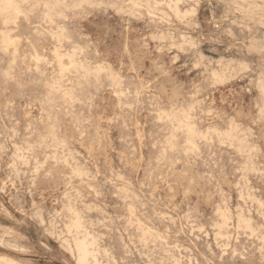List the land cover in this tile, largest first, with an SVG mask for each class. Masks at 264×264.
<instances>
[{
    "label": "rangeland",
    "instance_id": "374dc122",
    "mask_svg": "<svg viewBox=\"0 0 264 264\" xmlns=\"http://www.w3.org/2000/svg\"><path fill=\"white\" fill-rule=\"evenodd\" d=\"M23 1L0 8V264H80L71 219L88 264H264V0Z\"/></svg>",
    "mask_w": 264,
    "mask_h": 264
},
{
    "label": "bare ground",
    "instance_id": "6f19581e",
    "mask_svg": "<svg viewBox=\"0 0 264 264\" xmlns=\"http://www.w3.org/2000/svg\"><path fill=\"white\" fill-rule=\"evenodd\" d=\"M21 1H23V0H21ZM25 1H27V0H24L23 2H25ZM86 1H87V0H86ZM130 1H131V0H129V2H130ZM137 1L139 2V0H137ZM167 1H168V0H167ZM175 1H176V0H175ZM63 2H64V1H63ZM79 2H80V1H79ZM169 2H170V0H169ZM177 2H180V0L177 1ZM177 2H176V3H177ZM25 3H27V2H25ZM37 3H39V2H37ZM85 3H87V2H85ZM130 3H131V2H130ZM141 3H142V2H141ZM154 3H155V1H154ZM170 3L173 5L172 2H170ZM17 4H18V3H16V0H0V8H1V9L7 14L6 16H7L8 19H11L12 17L14 18V16H16V19L18 18V17H17L18 15H14L16 12L18 13V11H19L18 7H19L20 3H19V5H17ZM22 4H23V3H22ZM44 4H45V3H44ZM133 4H134V2H133ZM165 4L167 5V3H165ZM25 5H28V4H25ZM32 5H33V4H32ZM54 5H55V4H54ZM131 5H132V3H131ZM158 5H159V3H158ZM33 6H34V5H33ZM35 6H36V5H35ZM38 6H39V5H38ZM44 6H45V5H44ZM65 6H66V5H65ZM78 6H79V5H78ZM136 6H137V5H136ZM138 6H139V5H138ZM156 6H157V5H156ZM159 6H160V5H159ZM167 6H168V5H167ZM53 7H54V6H53ZM132 7H133V6H132ZM140 7H141V6H140ZM175 7H176V6H175ZM177 7H178V6H177ZM31 8H32V7H30V9H31ZM33 8H34V7H33ZM44 8H45V7H44ZM79 8H80V7H79ZM167 8H168V7H167ZM20 9H22V8H20ZM45 9H46V8H45ZM149 9H150V8H149ZM174 9H176V8H174ZM177 9H178V8H177ZM177 9H176V13H179L180 11L177 12V11L179 10V9H178V10H177ZM24 10H25V9H24ZM32 10H33V9H32ZM47 10H48V9H47ZM169 10H170V9H169ZM0 11H1V10H0ZM174 11H175V10H174ZM187 11H188V10H187ZM1 12H2V11H1ZM20 12H21V15H23V14H22V11H20ZM24 12H25V11H24ZM27 12L29 13L28 10H27ZM48 12H49V11H48ZM2 13H3V12H2ZM2 13H0V14L2 15ZM5 13H4V14H5ZM17 13H16V14H17ZM45 13H46V12H45ZM45 13H44V15H45ZM59 13H60V12H59ZM61 13H62V12H61ZM61 13H60V14H61ZM176 13H174V14H176ZM184 13H186V12H184ZM46 14H49V13H46ZM60 14H59V15H60ZM181 14H182V13H181ZM193 14H194V13H193ZM49 15H50V14H49ZM55 15H56V14H55ZM57 15H58V14H57ZM59 15H58V16H59ZM125 15H126V14H125ZM177 15H178V14H177ZM177 15H176V16H177ZM184 15H185V14H184ZM4 16H5V15H4ZM4 16H3V17H4ZM60 16H62V15H60ZM24 17H25V15H24ZM210 17H211V16H210ZM0 18H1V17H0ZM7 18H6V20H8ZM13 18H12V19H13ZM46 18H47V20H48L49 17L46 16ZM53 18H54V17H53ZM3 19H4V18H3ZM3 19H2V20H3ZM25 19H26V18H25ZM50 19H51V18H49V20H50ZM184 19H185V18H184ZM4 20H5V19H4ZM11 21H12V20H10V22H11ZM15 21H17V20H15ZM4 22H5V21H4ZM6 22H8V21H6ZM50 22H52V21H50ZM8 23H9V22H8ZM12 23H13V22H12ZM10 24H11V23H10ZM53 24H54V23H53ZM7 25H9V24H7ZM45 25H46V24H45ZM194 26H195V25H194ZM56 28H57V27H56ZM227 29H229V28H227ZM58 30L60 31L59 28H58ZM61 30H62V29H61ZM64 31H65V29H64ZM0 32H1V31H0ZM8 32H10V31H8ZM52 32H53V31H52ZM55 32H56V31H55ZM2 33H3V32H2ZM56 33H57V32H56ZM6 34H7V33H6ZM6 34H5L4 38H5V37L7 38V37L9 36L8 34H7L8 36H6ZM51 34H52V33H51ZM61 34H62V33H61ZM61 34H60V35H61ZM53 36H55V35H53ZM56 36H58V35H56ZM2 38H3V36H2ZM4 38H3V40H1L2 42H0V43L3 44V43L5 42V41H4ZM8 38H9V37H8ZM52 38H53V37H52ZM56 38H57V37H56ZM64 38H65V37H64ZM153 38H154V37H153ZM156 39H157V38H156ZM6 40H7V39H6ZM12 40H13V39H12ZM25 40H27V39H25ZM66 40H67V38H66ZM3 41H4V42H3ZM13 41H14V40H13ZM56 41H57V40H56ZM8 42H9V43H8ZM14 42H15V41H14ZM14 42H13V43H14ZM188 42H189V41H188ZM188 42H187V43H188ZM190 42H191V41H190ZM6 43H7V44L12 43V42H11V39H10V41H6ZM59 43H60V42H59ZM16 44H17V41H16ZM60 44H62V43H60ZM4 45H5V43H4L2 46H4ZM10 45H11V44H10ZM10 45H9V46H10ZM14 45H15V44H13V48H14V49L17 48V47H15ZM183 45H184V44H183ZM192 45H193V44H192ZM6 46H8V45H6ZM59 46H60V45H59ZM4 47H5V46H4ZM57 47H58V46H57ZM190 47H191V45H190ZM193 47H194V46H193ZM60 48H61V47H60ZM3 49H5V48H3ZM58 49H59V48H58ZM193 49H194V48H193ZM6 50H7V49H6ZM60 50H62V48H61ZM73 50H76V48H73ZM73 50H72V51H73ZM55 51H56V50H55ZM170 51H171V50H170ZM0 52H1V51H0ZM2 52H3V51H2ZM34 52H35V50H34ZM79 52H80V51H79ZM49 53H50V52H49ZM66 53H67V51H66ZM73 53H76V52H73ZM58 54H59V52H58ZM62 54H63V53H61V55L59 54L58 56H59V57H60V56L62 57V56L64 55V54H63V55H62ZM67 54H69V53H67ZM14 55H15V53H14ZM36 55H37V54H36ZM55 55H57V54L55 53V54H54V57H55ZM65 55H66V54H65ZM11 57H12V56H11ZM13 57H14V56H13ZM36 57H37V56H36ZM59 57H57V58H59ZM68 57H69V59H68V62H69L70 57H71L70 54H69ZM68 57L65 56V58H68ZM72 57H74V54H73ZM72 57H71V58H72ZM75 57H76V56H75ZM174 57H175V56H174ZM218 57H219V56H218ZM37 58H38V57H37ZM37 58H36L35 60H38ZM39 58H40V60H41V57H39ZM14 59H15V58H14ZM31 59H32V58H31ZM46 59H47V57H46ZM62 59H63V58H61V59H59V60H58V59L56 60V58H55L56 61H60V60H62ZM15 60H17V59H15ZM23 61H24V60H23ZM72 61H73V58H72ZM72 61H71V63H70V62H69V63L72 64ZM79 61H80V60H79ZM38 62H39V60H38ZM40 62H41V61H40ZM50 62H51V61H50ZM12 63H13V64L16 63L15 61L13 62V58H12ZM35 63L37 64V61H36ZM45 63H46V62H45ZM59 63H60V62H58V64H59ZM61 63H62V62H61ZM79 63H80V62H79ZM48 64H50V63H48ZM56 64H57V63H56ZM74 64H76V62H74L73 65H74ZM77 64H78V63H77ZM244 64H245V63H244ZM73 65H72V66H73ZM79 65H81V64H79ZM109 65H110V64H109ZM58 66H59V65H58ZM62 66L64 67V65H61V67H62ZM72 66H70V67L67 66V67H69V68H70L69 70H71V68H74V67H72ZM74 66H75V65H74ZM81 66H82V65H81ZM81 66H79V67H81ZM97 66H98V65H97ZM97 66H96V67H97ZM219 66H220V65H219ZM239 66H240V65H239ZM11 67H12V66H11ZM15 67H16V66H15ZM35 67H38V66L36 65ZM61 67H59V68H61ZM63 67H62V70H64V68H66V67H64V68H63ZM79 67H78V68H79ZM87 67H88V66H87ZM99 67H100V66H99ZM196 67H197V66H196ZM227 67H228V66H227ZM240 67H242V66H240ZM57 68H58V67H57ZM59 68H58V69H59ZM75 68H77V67H75ZM83 68H84V67H83ZM221 68H222V67H221ZM10 69H11V68H10ZM36 69H37V68H36ZM58 69H57V70H58ZM243 69H244V68H243ZM99 70H100V69H99ZM99 70H97V71H99ZM103 70H104V69H103ZM11 71H13V70H11ZM80 71H81V70H80ZM84 71H85V70H84ZM94 71H95V70H94ZM100 71H101V70H100ZM8 72H9V71H8ZM39 72H40V70H39ZM59 72H60V71H59ZM66 72H67V71H66ZM86 72H87V70H86ZM108 72H110V71H108ZM63 73H64V72H63ZM68 73H70V72H68ZM75 73H76V72H75ZM89 73H90V72H89ZM112 73H113V72H112ZM217 73H218V72H217ZM238 73H239V72H238ZM6 74H7V73H6ZM58 74H60L59 76H61V73H58ZM64 74H65V73H64ZM91 74H92V73H91ZM95 74H96V73H95ZM214 74H215V73H214ZM11 75H12V74H11ZM69 75H71V73H70ZM82 75H83V74H82ZM88 75H89V74H88ZM116 75H117V74H116ZM215 75H216V74H215ZM222 75H223V74L221 73V76H222ZM212 76H213V75H212ZM10 77H11V76H10ZM61 77H62V76H61ZM108 77L110 78V77H112V75H109ZM118 77H119V76H118ZM216 77H218V78L216 79V81H217L218 79H221V78L219 77V74H218V76H216ZM225 77H226V76H225ZM11 78H12V77H11ZM58 78H59V77H58ZM79 78H80V77H79ZM112 78H113V77H112ZM115 78H117V77L115 76ZM136 78H137V77H136ZM214 78H215V77H214ZM222 78L224 79V77H222ZM50 79H52V78H50ZM64 79H66V78H64ZM75 79H76V77H75ZM77 79H78V78H77ZM117 79H118V78H117ZM119 79H120V78H119ZM119 79H118V81H117V80L115 81V80L113 79L112 82H119V81H120ZM121 79H122V78H121ZM223 79H222V80H223ZM228 79H229V78H228ZM130 80H131V79H130ZM51 81H52V80H51ZM56 81H57V80H56V78H55V81H53L52 83L54 84ZM68 81H69V80H68ZM68 81H67V82H68ZM218 81H219V80H218ZM227 81H228V80H227ZM58 82H59V81H58ZM60 82H61V81H60ZM85 82H86V81H85ZM139 82H140V81H139ZM56 83H57V82H56ZM65 83H66V82H65ZM68 83H69V82H68ZM79 83H80V82H79ZM218 83H219V82H218ZM260 83H261V82H260ZM220 84H221V83H220ZM44 85H45V84H44ZM49 85H50V84H49ZM54 85H57V84H54ZM54 85H53V86H54ZM58 85H59V84H58ZM58 85H57V86H58ZM116 85H117V84H116ZM215 85H216V84H215ZM61 86H62V85H61ZM47 87H48V85H47ZM115 87H116V86H115ZM261 87H262V86H261ZM50 88H51V87H50ZM58 88H59V87H58ZM61 88H62V87H61ZM67 88L71 89L70 87H67ZM63 89H65L64 91H66V88H63ZM78 89H79V88H78ZM263 89H264V88H263ZM263 89H262V90H263ZM53 90L57 91V89H54V87H53V89H52V92H53ZM60 90H62V89H60ZM73 90H74V89H73ZM126 90H127V89H126ZM196 90H197V89H196ZM262 90H261V91H262ZM50 91H51V90H50ZM64 91H61V92H64ZM140 91H141V90H140ZM140 91H139V92H140ZM59 92H60V91H59ZM69 92H70V91H69ZM53 93H54V92H53ZM56 94H57V93H56ZM66 94H67V93H66ZM66 94H65V95H66ZM119 94H121V91H120ZM198 94H199V93H198ZM67 95H68V94H67ZM69 95H70V94H69ZM116 95H117V93H116ZM122 95H123V93H122ZM120 96H121V95H120ZM74 97H75V96H74ZM62 98L65 99V96H63ZM62 98H61V99H62ZM70 98L72 99L73 97L70 96ZM205 98H206V97H205ZM46 100H47V99H46ZM68 100H69V99H68ZM48 101H49V100H48ZM75 101H76V100H75ZM5 102H6V101H5ZM70 102H71V101H70ZM72 102H73V100H72ZM76 102H77V101H76ZM49 103H51V102H49ZM46 104H47V103H46ZM191 107H192V106H191ZM191 107H190V108H191ZM263 107H264V106H263ZM28 108H29V107H28ZM171 108H172V107H171ZM65 110H66V109H65ZM208 111H209V110H208ZM45 112H46V111H45ZM146 112H147V111H146ZM161 112H162V111H161ZM176 112H177V111H176ZM47 113H48V112H47ZM169 113H170V112H169ZM172 113H173V112H172ZM179 113H182V112H179ZM183 113L185 114L186 112H183ZM162 114H163V113H162ZM162 114H161V115H162ZM184 114H183V115H184ZM207 114H209V113H207ZM210 114H211V113H210ZM257 114H258V113H257ZM173 115H174V114H173ZM176 115H177V114H176ZM179 115H180V114H179ZM49 116H50V115H49ZM158 116H159V114H158ZM165 116H166V115H165ZM167 116H168V115H167ZM167 116H166L165 118L168 119L169 117H167ZM171 116H172V115H171ZM177 116H178V115H177ZM159 117H161V116H159ZM159 117H158V118H159ZM186 117H187V115H186ZM188 117H189V116H188ZM49 118H50V117H49ZM49 118L47 117V119H49ZM158 118H157V119H158ZM177 118H178V117H177ZM192 118H193V117H192ZM229 118H230V117H229ZM159 119H160V118H159ZM170 119H171V118H170ZM173 119H174V116H172V120H173ZM181 119H182V115H181ZM183 119H185V120L188 121L189 118H188V119L183 118ZM39 120H40V119H39ZM161 120H162V117H161ZM172 120H171V121H172ZM46 121H47V120H46ZM189 121H190V119H189ZM189 121H188V122H189ZM257 121H258V120H257ZM159 122H160V121H159ZM175 122H176V118H175ZM181 122H182V121H181ZM137 123H138V122H137ZM169 123H170V122H169ZM172 123H173V122H172ZM172 123H171V124H172ZM178 123H179V122H177V124H178ZM183 123L185 124V122H183ZM183 123H182V124H183ZM186 123H187V122H186ZM187 124H188V123H187ZM187 124L185 125V128L187 127ZM229 124H230V123H229ZM188 125H189V124H188ZM191 125H192V124H190V126H191ZM193 125H194V124H193ZM50 126H51V125H50ZM172 126H173V125H172ZM190 126H189V127H190ZM229 126H230V125H229ZM232 126H233V125H232ZM180 127H181V126H180ZM51 128H52V127H50L49 129H51ZM54 128H55V127H54ZM129 128H130V127H129ZM175 128H179V127H175ZM191 128H192V127H191ZM191 128H190V129L187 128L188 131H186L185 133L188 132V134H190L189 132H192V129H191ZM193 128H195V127H193ZM229 128H230V127H229ZM179 129H180L179 131L182 130L181 128H179ZM232 129H233V128H232ZM235 129H236V128H235ZM51 130H52V129H51ZM55 130H56V129H55ZM174 130H175V129H174ZM176 130L178 131V129H176ZM176 130H175V131H176ZM189 130H190V131H189ZM196 130H197V128H196ZM214 130H216V129H214ZM251 130H252V129H251ZM53 131H54V130H53ZM211 131H212V130H211ZM232 131H234V130H232ZM232 131H231V132H232ZM252 131H253V130H252ZM43 132H44V131H43ZM141 132H142V131H141ZM193 132H194V131H193ZM224 132H225V131H224ZM224 132H223V134H224ZM47 133H48V131H47ZM49 133H51L50 130H49ZM136 133H137V131H136ZM196 133H197V131H196ZM207 133H208V131H207ZM207 133H206V134H207ZM213 133H215V132H213ZM217 133H218V132H217ZM234 133H235V131H234ZM247 133H248V132H247ZM170 134H171V133H170ZM170 134H169V135H170ZM192 134H193V133H192ZM206 134H205V135H206ZM227 134L229 135V134H233V133H229V131H228ZM238 134L240 135V133H238ZM45 135H47V134H45ZM49 135H51L52 137H53V136H57V135H54L53 133H51V134H49ZM193 135H194V134H193ZM193 135H192V136H193ZM199 135H201V133H200ZM202 135H203V134H202ZM205 135H203L202 137H204ZM215 135H217V134H215ZM219 135H221V134H219ZM234 135H236V134H234ZM234 135H232V137H233ZM242 135H243V134H242ZM41 136H42V135H41ZM47 136H48V135H47ZM136 136H137V135H136ZM171 136L174 138L173 135H171ZM190 136H191V135H190ZM192 136H191V137H192ZM194 136H195V135H194ZM196 136H197V135H196ZM217 136H218V135H217ZM224 136H225V134H224ZM33 137H34V136H33ZM143 137H144V136H143ZM205 137H206V136H205ZM219 137H220V136H219ZM222 137H223V136H222ZM225 137H226V136H225ZM232 137H231L230 139H232ZM41 138H42V137H41ZM173 138H172V139H173ZM228 138H229V137H228ZM235 138H236V137H234L233 139H235ZM240 138H241V137H240ZM44 139H45V137H44L42 140H44ZM47 139L49 140V138H47ZM170 139H171V138H170ZM170 139H169V141H170ZM204 139H205V141H206V138H204ZM233 139H232V140H233ZM59 140H60V138H59ZM236 140H237V139H236ZM236 140H234V143H235V142L238 143L239 141H242V139L240 140L239 138H238V141H236ZM44 141H46V140H44ZM53 141H54V143H55V140H53ZM53 141H51L52 144H53ZM62 141H63V139H62ZM188 141H189V140H188ZM188 141H187V142H188ZM199 141H200V140H199ZM221 141H222V140H221ZM223 141H224V140H223ZM57 142H59L58 139H57ZM57 142H56V143H57ZM64 142H65V140L63 141V143H64ZM187 142H186V143H187ZM209 142H210V141H209ZM224 142H225V141H224ZM226 142H227V141H226ZM242 142H243V141H242ZM242 142H241V143H242ZM3 143H4V142H3ZM15 143H16V142H15ZM17 143H18V142H17ZM24 143H25V142H24ZM188 143H189V142H188ZM188 143H187V145H188ZM191 143H192V142H191ZM231 143H232V141H231ZM243 143H245V142H243ZM1 144H2V143H1ZM60 144H61V142H60ZM65 144H66V142H65ZM184 144H185V143H184ZM238 144H239V143H238ZM49 145H50V144H49ZM63 145H64V144H63ZM168 145H169V144H168ZM190 145H192V144H190ZM241 145H242V144H239V145H237V146L241 147ZM55 146H56V145H55ZM58 146L61 147V145H58ZM243 146H244V145H243ZM243 146H242V147H243ZM64 147H67V146H63V148H64ZM132 147H133V146H132ZM171 147H172V146H171ZM194 147H195V146H194ZM194 147H192V148H194ZM232 147H233V146H232ZM248 147H249V146H248ZM0 148H1V147H0ZM26 148H27V147H26ZM61 148H62V147H61ZM192 148H191V150H192ZM195 148H196V147H195ZM243 148H245V147H243ZM2 149H4V148H2ZM19 149H20V148H19ZM238 149H239V148H238ZM247 149H248V148H247ZM250 149H251V148H250ZM33 150H34V149H33ZM54 150H55V149H54ZM62 150H63V149H62ZM66 150H67V149H66ZM188 150H189V149H188ZM198 150H199V149H198ZM18 151H19V150H18ZM34 151H35V150H34ZM117 151H118V150H117ZM120 151H121V150H120ZM163 151H164V149H162V152H163ZM251 151H252V150H251ZM251 151H250V153H251ZM70 152H71V151H70ZM185 152H186V151H185ZM19 153H20V152H19ZM19 153H18V155H19ZM63 153H64V152H63ZM63 153H62V154H63ZM163 153H164V152H163ZM35 154H36V153H35ZM57 154H58V153H57ZM64 154H65V153H64ZM23 155H24V154H23ZM69 155H70V154H69ZM86 155H87V154H86ZM139 155H140V154H139ZM245 155H246V153H245ZM26 156H28V155H26ZM26 156H25V158H26ZM32 156H34V155H32ZM64 156H65V155H64ZM22 157H24V156H22ZM22 157H21V158H22ZM57 157H58V156H57ZM60 157H61V154H60ZM62 157H63V156H62ZM66 157H67V156H66ZM66 157H65V158H66ZM162 157H163V156H162ZM248 157H249V156H248ZM27 158H28V157H27ZM53 158H54V157H53ZM72 158H73V157H72ZM14 159H15V158H14ZM37 159H38V158H37ZM40 159H41V158H40ZM61 159H62V158H61ZM63 159H64V157H63ZM66 159H67V158H66ZM24 160H25V159H24ZM56 160H57V159H56ZM73 160H75V159L73 158ZM28 161H29V160H28ZM61 161H62V160H61ZM61 161H60V162H61ZM67 162H68V161H67ZM67 162H66V163H67ZM24 164H26V163H24ZM67 164H68V163H67ZM72 164H73V163H72ZM44 165H45V164H44ZM73 165H74V164H73ZM78 165H79V164H78ZM251 165H252V164H251ZM17 167H18V166H17ZM37 167H38V166H37ZM77 167H78V166H77ZM79 167H80V166H79ZM39 168H40V167H39ZM81 168H82V167H81ZM72 170H73V169H72ZM77 170H78V168H77ZM77 170H76V172H77ZM79 170H80V169H79ZM15 171H16V170H15ZM21 171H22V170H21ZM37 171H38V170H37ZM80 171H84V170L81 169ZM118 171H119V170H118ZM248 171H249V170H248ZM25 172H26V171H25ZM88 172H89V171H88ZM88 172H87V173H88ZM109 172H110V171H109ZM49 173H50V172H49ZM80 173H81V172H80ZM44 174H45V173H44ZM78 174H79V173H78ZM78 174H77V175H78ZM81 174H82V173H81ZM84 174H85V172H84ZM88 174H89V173H88ZM77 175H76V176H77ZM82 175H83V174H82ZM79 176H80V174H79ZM87 177H88V176H87ZM115 177H116V176H115ZM149 177H150V176H149ZM243 177H244V176H243ZM44 178H45V177H44ZM78 178H79V177H78ZM116 179H117V178H116ZM28 180H29V179H28ZM30 180H31V179H30ZM118 180H119V179H118ZM107 181H108V180H107ZM126 182H127V181H126ZM237 183H238V182H237ZM98 185H99V184H98ZM23 186H24V185H23ZM67 186H68V185H67ZM67 186H66V187H67ZM87 187H88V186H87ZM156 188H157V187H156ZM93 189H94V188H93ZM121 190H122V189H121ZM70 191H71V190H70ZM126 191H127V190H126ZM128 191H129V190H128ZM78 192H79V191H78ZM95 193H96V192H95ZM118 193H119V190H118ZM122 193H123V192H122ZM126 193H127V192H126ZM63 194H64V193H63ZM77 194H78V193H77ZM108 194H109V193H108ZM113 195H114V194H113ZM119 195H120V194H119ZM61 196H62V195H61ZM73 196H74V195H73ZM76 196H77V195H76ZM70 197H71V196H70ZM70 197H69V200L71 201ZM72 199H73V198H72ZM82 199H83V198H82ZM250 199H251V198H250ZM64 200H65V198H64ZM75 200H76V199H75ZM70 201L68 202L69 204H70ZM256 201H257V200H256ZM256 201H255V202H256ZM64 203H65V202H64ZM72 203H73V202H72ZM75 203H76V202H75ZM75 203L73 204V207H74ZM82 204H83V203H82ZM138 204H139V203H138ZM256 204H257V203H256ZM260 204H261V203H260ZM67 205H68V204H67ZM78 205H79V204H78ZM63 206H65V205H63ZM68 206H69V205H68ZM70 206H71V205H70ZM126 207H127V206H126ZM64 208H65V207H64ZM67 208H68V207H67ZM71 208H72V206H71ZM93 208H95V207L93 206ZM73 209H74V208H73ZM79 209H80V208H79ZM133 209H134V208H133ZM241 210H242V209H241ZM246 210H247V209H246ZM73 211H74V210H73ZM76 211H77V210H76ZM100 211H101V210H100ZM218 211L221 212V210H218ZM223 211H224V210H223ZM223 211H222V212H223ZM235 211H236V210H235ZM34 212H35V211H34ZM70 212H71V211H70ZM77 212H78V211H77ZM101 212H102V211H101ZM132 212H133V210H132L130 213L132 214ZM222 212H221V215H223ZM225 212H227V211H225ZM89 213H90V212H89ZM216 213H217V212H216ZM66 214H68V213H66ZM75 214H76V213H75ZM70 215H72V214H70ZM129 215H130V214H129ZM132 215H134V212H133ZM186 215H187V214H186ZM221 215L219 216L220 218H222ZM241 215H242V213H241ZM82 216H83V215H82ZM82 216H81V218H82ZM69 217L73 218L72 216H69ZM69 217H68V218H69ZM76 217H77V216H76ZM76 217H74V219H75ZM68 218H67V220H68ZM78 218H80V217H78ZM121 218H122V217H121ZM224 218H225V217H224ZM230 218H231V217H230ZM262 218H263V217H262ZM62 219H63V218H62ZM119 219H120V218H119ZM132 219H133V218H132ZM228 219H229V218H228ZM228 219H226V220L228 221ZM242 219H243V217H242ZM242 219L240 218L241 221H242ZM244 219H245V218H244ZM247 219H248V217H247ZM249 219H250V218H249ZM249 219H248V220H249ZM88 220H89V219H88ZM136 220H137V218H136ZM148 220H149V219H148ZM223 220H225V219L222 218V222H223ZM226 220H225L224 222H226ZM231 220H232V219H231ZM238 220H239V219H238ZM238 220H237V224H239V223H238ZM68 221H69V220H68ZM68 221H67L66 224H68ZM71 221H75V222H73V224H72V228H71V229H72L73 231H75V235H76V236H75V239H73V241H74L73 244L75 243L74 246H75V248H76V250H77V251H75V253H76V252L78 253V255H76V256L79 257V261H77V262H78V263L80 262V264H88V263H89V259H91V257H94V256H95V254L93 253V250H92V249H93V248H92V242H90V241L84 236L86 233L83 235V237H79V235L81 234V231L83 230V229H82V224H81V222H78V221H76V220H72V219H71ZM71 221H70V222H71ZM82 221H83V219H82ZM93 221H94V220H93ZM97 221H98V220H97ZM139 221H140V220H139ZM229 221H230V220H229ZM229 221H228V222H229ZM244 221L246 222L245 225H246L247 223L250 222V220H249V221H246V219H245ZM42 222H43V221H42ZM65 222H66V221H65ZM65 222H64V224H65ZM128 222H129V221H128ZM132 222H133V221H132ZM132 222H131V220H130V223H132ZM224 222L221 223L220 225L224 224ZM239 222H240V221H239ZM71 223H72V222H71ZM110 223H111V222H110ZM141 223H142V222H141ZM226 223H227V222H226ZM226 223H225V224H226ZM243 223H244V222L242 221L241 224H243ZM69 224H70V223H69ZM127 224H128V223H127ZM135 224H136V223H135ZM142 224H143V223H142ZM142 224H141V225H142ZM241 224H240V225H241ZM250 224H251V223H249L248 225H250ZM139 225H140V223L138 224V227L140 228L141 225H140V226H139ZM190 225H191V223H190ZM217 225H218V224H217ZM62 226H63V225H62ZM64 226H65V225H64ZM84 226H85V225H84ZM125 226H126V225H125ZM132 226H133V225H132ZM143 226H144V224H143ZM183 226H184V225H183ZM224 226H225V225H222L221 227H224ZM243 226H244V225H243ZM55 227H56V226H55ZM88 227H89V225L87 226V228H88ZM92 227H93V226H92ZM130 227H131V226H130ZM141 227H142V226H141ZM219 227H220V226H219ZM236 227H237V226H236ZM246 227H247V226H246ZM246 227H245V229H246ZM68 228H69V225H68ZM87 228H85V229H87ZM131 228H132V227H131ZM139 228H138V229H139ZM147 228H148V227H147ZM239 228H241V227L239 226ZM249 228H250V232L252 233L253 231H251V226H250ZM249 228H248V229H249ZM65 229H66V228H65ZM65 229H64V230H65ZM105 229H106V228H105ZM108 229H109V228H108ZM140 229H141V228H140ZM143 229H146L145 226H144ZM165 229H166V228H165ZM221 229H222V228H221ZM223 229H224V228H223ZM223 229H222V230H223ZM245 229H243V230L245 231ZM72 230H70V231H72ZM90 230H91V229H90ZM135 230H137V229H135ZM141 230H142V229H141ZM194 230H195V229H194ZM253 230H254V229H253ZM84 231H86V230H84ZM149 231H150V230H149V228H148V232H149ZM156 231H157V230H156ZM219 231H220V230H219ZM246 231H247V229H246ZM87 232H88V230H87ZM125 232H126V231H125ZM145 232H146V231H145ZM153 232H154V231H153ZM167 232H168V231H167ZM92 233H93V232H92V230H91L90 235H92ZM143 233H144V231H143ZM154 233H155V232H154ZM215 233H216V232H215ZM251 233H250V234H251ZM62 234H63V232H62ZM62 234H61V235H62ZM72 234H73V233H72ZM72 234H71V235H72ZM100 234H101V233H100ZM150 234H151V233L149 232V234H147V235H150ZM252 234H253V233H252ZM65 235H66V234H65ZM67 235H68V234H67ZM96 235H97V234H96ZM96 235H95V236H96ZM102 235H103V234H102ZM142 235L144 236V235H146V234H141V236H142ZM151 235H152V234H151ZM151 235H150V236H151ZM205 235H206V233H205ZM221 235H222V234H221ZM253 235H254V234H253ZM57 236H58V235H57ZM62 236H63V235H62ZM86 236H87V235H86ZM150 236H149V239H150ZM161 236H162V235H161ZM217 236H218V235H217ZM68 237H69V236H68ZM89 237H91V236H89ZM158 237H159V235H158ZM219 237H220V236H219ZM226 237H227V236H226ZM59 238H60V237H59ZM72 238H73V237H72ZM92 238H93V237H92ZM146 238H147V236H146ZM220 238H221V237H220ZM98 239H99V238H98ZM137 239H138V238H137ZM140 239H141V238L139 237V240H140ZM155 239H156V238H155ZM59 240H60V239H59ZM62 240H64V239H62ZM65 240H66V238H65ZM70 240H71V239H70ZM90 240H91V238H90ZM94 240H96L95 237L93 238V241H94ZM141 240H142V239H141ZM145 240H146V239L144 238V241H145ZM157 240H158V239H157ZM144 241H143V242H144ZM146 241H147V240H146ZM71 242H72V241H71ZM97 242H98V241H96V243H97ZM159 242H160V240H159ZM163 242H164V241H163ZM262 242H263V241H262ZM93 243H95V242H93ZM122 243H123V242H122ZM64 244H65V243H64ZM97 244H99V243H97ZM151 244H152V243H151ZM65 245H67V248L70 249V248H69L70 246L68 247V242H66ZM69 245H70V244H69ZM95 245H96V244H95ZM99 245H100V244H99ZM73 248H74V247H73ZM95 248H96V247H95ZM97 249H98V248H97ZM123 249H124V248H123ZM70 250L72 251V249H70ZM95 250H96V249H95ZM99 250H100V249H99ZM102 250H103V249H102ZM105 250H106V249H105ZM95 252H96V251H95ZM103 252H104V251H103ZM106 252H107V251H106ZM106 252H105V253H106ZM69 253H70V251H69ZM108 253H109V251H108ZM7 254H8V253H7ZM96 254H98V253H96ZM235 254H236V253H235ZM70 255H72V254H70ZM141 255H142V254H141ZM106 256L108 257L107 254H106ZM110 256H112V255H110ZM78 257H77V258H78ZM139 257H140V256H139ZM73 258H74V257H73ZM94 259H95V258H94ZM148 259H149V258H148ZM172 259H173V258H172ZM77 260H78V259H77ZM95 260H96V259H95ZM110 260H111V259H110ZM179 260H180V259H179ZM96 261H97V260H96ZM92 262H93V259H92ZM93 263H94V264H95V263L97 264V262H95V261H94ZM108 263H109V262H108ZM90 264H92L91 261H90ZM161 264H162V263H161ZM189 264H190V263H189Z\"/></svg>",
    "mask_w": 264,
    "mask_h": 264
}]
</instances>
